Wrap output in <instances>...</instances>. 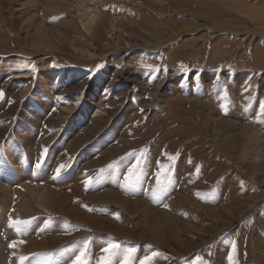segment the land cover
<instances>
[{"label":"rangeland","instance_id":"374dc122","mask_svg":"<svg viewBox=\"0 0 264 264\" xmlns=\"http://www.w3.org/2000/svg\"><path fill=\"white\" fill-rule=\"evenodd\" d=\"M0 91V264H264V0H0Z\"/></svg>","mask_w":264,"mask_h":264},{"label":"snow or ice","instance_id":"6c2138e0","mask_svg":"<svg viewBox=\"0 0 264 264\" xmlns=\"http://www.w3.org/2000/svg\"><path fill=\"white\" fill-rule=\"evenodd\" d=\"M34 70V69H33ZM0 96H3V92L0 91ZM171 159V157H170ZM65 166L64 165H61L58 169H57V176H59L61 170L64 168ZM135 173L133 172L132 175H134ZM166 176V174H165ZM167 178V177H166ZM88 183H91V181H88ZM157 187L158 189H160L161 191L164 190V181H162L161 179H157ZM17 226L19 225H27L28 221H15L14 222ZM17 231H19V227H17ZM11 247H14L15 245H10ZM117 246L116 245H110L108 248H105L104 251L105 252H110L111 250L115 249ZM85 255L84 252L81 253L80 257H77V264H86V262L81 258ZM26 258L25 257H21L20 258V261H21V264H23V261L25 260ZM151 258L150 257H145V259L143 261H141V264H147V262L150 260ZM103 264H107V260H105L103 262Z\"/></svg>","mask_w":264,"mask_h":264},{"label":"bare ground","instance_id":"6f19581e","mask_svg":"<svg viewBox=\"0 0 264 264\" xmlns=\"http://www.w3.org/2000/svg\"><path fill=\"white\" fill-rule=\"evenodd\" d=\"M175 10H176V9H175ZM179 11H180V9H179ZM188 11H189V10H188ZM188 11H187V12H188ZM181 12H182V11H181ZM197 14H198V13H197ZM192 16H193V14H192ZM256 20H257V19H256ZM101 24H102V23H101ZM98 27H99V25H98ZM82 136H83V135H82ZM124 204H125V203H124ZM82 221H83V220H82ZM90 223H91V222H90ZM94 224H95V223H94ZM94 224H93V225H94Z\"/></svg>","mask_w":264,"mask_h":264}]
</instances>
